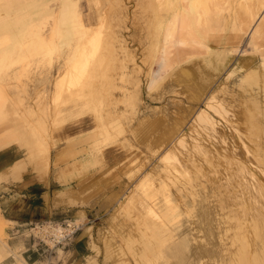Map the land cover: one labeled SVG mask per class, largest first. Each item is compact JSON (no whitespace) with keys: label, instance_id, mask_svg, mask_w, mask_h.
<instances>
[{"label":"rangeland","instance_id":"obj_1","mask_svg":"<svg viewBox=\"0 0 264 264\" xmlns=\"http://www.w3.org/2000/svg\"><path fill=\"white\" fill-rule=\"evenodd\" d=\"M119 1L0 0V87L5 89L4 85H6L8 89H14L23 102H53L55 98L54 84L64 75L62 66L65 63L64 59L67 57L68 49H62L61 56H58L52 50V44H66L71 41L73 36L70 28L72 26L70 24L72 23L71 17H80L86 28H92L97 32L95 36L97 41L100 39L97 55L86 72L87 83L90 85L83 90L82 95L83 97L88 96L92 108L86 112L83 107H80L83 102L74 107L75 101L72 102V96L63 93L62 101L70 99L66 104L68 106H64L67 112L65 110L64 117H60L62 123L60 122L58 128L52 133L48 128L45 135L41 133L40 126L33 129L34 135H41L40 138L43 141L50 142L51 138L55 140L54 145L49 149L48 156L56 143L60 141V138H56L54 135L56 131L82 129L83 122L89 126L90 149L94 151V158L100 172L106 163L116 160L117 155L122 154L119 164L116 165L115 174H113L112 167H109L105 177L100 181H94L90 177V183L81 186L80 191L75 193L74 201L62 202L58 199L63 205L76 207L65 210L63 214L57 215V218L49 217L42 221L59 224L66 220L72 221L80 227V230L64 247L58 246L51 251H47L45 247L46 252L37 264H115V260L107 259L108 256L106 260L104 256L106 246L103 245V240L110 232V218L116 215V210L119 209L125 198L130 194L138 193L139 185L150 175V171L159 165V159L163 154L166 155L171 150H175L176 155H179L180 150H184L190 157L195 154L194 145H197L196 148L200 147L199 149L203 147H209L211 150L218 149L216 151L222 154L224 151L220 149L219 142H216L219 147L217 148L215 142L212 141H216V137L214 139V136L211 137V126L215 127L214 124L223 127L222 131L227 142L225 144L233 152L236 150L234 153H237V156H231L230 160L239 162L236 160L238 158L242 162L245 161L250 167L252 166V169L254 168V159L251 160L253 154L249 155L246 152V145L251 146V143L246 140L244 130L237 129V122L240 120L237 110L242 102L238 86L242 87V84L245 86L251 82L250 79L244 82L242 77L247 74L245 71L248 68H245V65L249 62L256 65L257 61L264 62V55H262L264 54V31L257 34L258 36H251L250 32L256 25L258 29V25L260 26L261 19L258 21V17L262 11L254 10L256 0H218L217 3L220 6L216 12L219 16L211 14L217 10L213 5L217 0H206L203 9L206 11L208 8L211 9V12H207V16L206 11L201 8L198 10L199 14L197 9L194 10V15H200L201 22L197 24L198 27L196 25V30L192 25L193 35L191 37L187 35L183 39L181 38L182 40L177 37L171 41L168 59L173 61L174 65L170 71L161 73L155 86L149 90L147 89V74L155 68L159 58L157 53H160L158 49L162 46L160 44L162 38L160 26H164L166 18L172 12L169 9L172 6L169 2L171 3L172 0ZM180 2L178 6L184 7L186 3L181 2V4ZM237 3H240L241 6L239 5V7ZM113 7L119 11L116 12ZM245 8L249 10L253 8L251 10L254 12L253 18H247L250 15L244 16V13L249 12V10L245 12ZM121 10L124 11L123 14L120 13ZM200 12L203 15L205 13V17H202ZM222 13L224 14L222 15ZM208 14L210 15L208 16ZM255 14L257 15L255 16ZM99 15H103L104 19ZM261 16L264 17V14ZM225 17L229 20L227 26L222 23L217 24L216 20H223ZM211 20L216 21V24L209 31L206 24ZM253 20L254 22L251 23ZM102 21L104 22L102 23ZM100 22L103 28H101ZM97 27L100 28V31ZM206 29L209 33L205 37L203 32ZM215 30H218L217 33ZM198 31L202 33V39L205 37L208 41L205 40L201 43L202 39L199 40ZM97 35L99 36L97 37ZM38 36L44 46L40 51L33 53L31 45L35 42L34 37ZM116 37L124 42L126 47L124 52L115 46L117 41L113 38ZM251 40H253V46H250ZM180 41H183L184 44H180ZM197 43L199 44L197 45ZM251 47H255L257 51L251 54L242 53ZM99 59H102L103 63L97 66L95 62ZM172 75L180 80H173ZM208 76L211 78V82L205 88L201 80ZM251 77H254V73H251ZM9 79L10 81H8ZM4 80L7 81V84L4 83ZM261 92L258 106L262 110L264 109V90ZM70 93L77 94L76 91ZM73 99L75 100V98ZM208 116L210 120H213L211 126L206 125L209 124ZM39 118L40 121L43 120V117ZM98 119H101L103 123H111L119 127L122 131L121 135L114 136V139H110L108 133L104 137L101 136L97 130ZM261 121L264 123V119ZM226 122L227 125H225ZM229 123L233 125L230 126ZM26 131H22L20 122L10 116L1 115L0 155L3 151H8L15 159L12 174L19 176L22 173H30L29 175L33 176L34 181H41L42 177H45V173L41 170L42 166L38 165L40 155L38 147L32 145L23 148L27 150L25 152L23 149L19 151L14 149L15 144L11 138L19 140L22 137L34 136L31 131L28 130L31 134ZM262 138L264 135L261 134L258 137L260 141L258 146L264 144ZM64 141L72 144L74 140L64 138ZM233 152L232 154H234ZM172 160L175 165L179 163V158ZM152 176H156V178L160 176L161 180L165 175L159 168ZM104 179L107 180L103 187ZM160 180L159 184L165 181V177ZM212 191L214 188L208 186L206 195L201 193L203 196L200 197V201L205 200L200 202L199 211L194 216L183 213L167 225V228L175 236L172 253L169 252L167 255L168 264H176L177 250H180L178 245L186 246L184 255L182 254L184 262L188 261V258L202 256L204 262L208 258L206 263L215 264L214 258L221 257V244L218 237L219 227H223L217 225L216 219L220 218L219 207H217ZM92 194L95 195L92 196ZM166 195L168 196V193L158 194L163 200L162 205H165L169 200ZM90 197L91 199H89ZM78 211L83 212L84 219L76 222L74 217ZM169 213L170 211L165 214ZM187 214L189 216H185ZM5 226L6 223L0 213V232L3 233ZM80 235H82L83 243L75 252L74 241ZM28 236L30 237L29 233ZM5 239L6 235L3 238V235L0 234V242L4 247ZM30 239L32 240L31 237ZM50 246L52 245L50 244ZM205 251L208 253L207 256ZM211 257L214 258L211 259ZM122 259L129 262L126 264H133L132 259L128 256H124ZM163 260L164 258L159 257L152 260L151 264H161Z\"/></svg>","mask_w":264,"mask_h":264},{"label":"bare ground","instance_id":"obj_2","mask_svg":"<svg viewBox=\"0 0 264 264\" xmlns=\"http://www.w3.org/2000/svg\"><path fill=\"white\" fill-rule=\"evenodd\" d=\"M180 1L182 3H186L184 7L178 6ZM205 2L206 0H179L178 2L177 0H172L171 3L169 2L170 6L172 5L169 8L172 12L166 18L165 24H163L164 26L162 25L163 27H161L159 25L160 30L162 31L160 43L162 46H160L161 48L158 49L160 53H157L159 54V58L157 59L155 68L153 67L154 69L149 71L147 74L148 90L155 86L158 79L160 78L161 73L168 72L173 67V61L171 62L169 61L170 59H168L170 43L177 37H179V39H183L187 35L189 37L193 35L192 25L194 26L193 29L196 30V25L201 22L200 15H194V10L197 9L196 11H198L200 8L203 9V7H205ZM217 2L218 0L215 2L216 4L213 3V5L216 6L214 8H217V10H214L213 13L210 11L211 9H209L208 6L207 11L203 9L206 11V16L207 12H211L212 15L217 14L216 11H218V7L220 6ZM209 3L211 2L209 1ZM237 4L238 6L240 5V3ZM254 7L255 11H262L261 15L264 14V0H256ZM116 8L113 7L114 10ZM246 10L249 9L245 8V12ZM251 10H253V8ZM251 10H249V12L247 11L246 14L244 13V16L246 15L247 17L250 15L247 18H253L254 12ZM123 12L124 11L122 10L120 11L121 14H123ZM202 12L200 13L202 14ZM197 13L199 14V11ZM115 14L117 15V13ZM223 14L224 13H222V15ZM204 15L202 14V17H205ZM209 15L210 14H208V16ZM256 15L257 14H255V16ZM261 15L258 17V21L261 19L260 26L258 25L259 29L257 28V25L252 28L250 31L252 33L251 36H255L257 34L259 35L261 31H264V17ZM99 16L102 17L103 15ZM100 17H98V19H100ZM71 19L72 23L70 24L72 26L70 28L73 33L71 41L66 44H52V50L56 52L58 56H61L62 49H68L67 57L64 59L65 63L62 66L64 67V75L57 79L54 84L55 98L52 103L45 101H38L34 103L23 102L21 98L18 97L17 93L14 92V89H8V86L6 85H4L5 89L0 87V116H10L17 122H20L22 131H26L27 129L26 132L29 133V131H31L34 135L33 129L35 130V128L40 126L42 130L41 133L45 135L48 128L50 129L51 133L57 129L59 124L62 123L61 120L64 117L63 113L66 110L64 106H68L66 104L70 99L69 98L65 100V102L62 101L63 93H67L75 98L74 100L71 97L72 102L75 101L74 107L79 106L80 103L83 102L84 104L81 103L82 105H80V107H83V110L87 112L89 108H92L90 106L91 100L88 99V96L83 97L82 95L83 90L88 88L90 85L87 83L88 77L86 72L87 68L93 63V59L97 55L99 45L98 41L100 39L97 41V38L95 37L97 32L93 31L92 28H86L80 17L75 16L71 17ZM254 20L251 21V23L254 22ZM211 21H208L206 24V28L209 31L213 29L216 21L217 24L222 23L224 26H227L229 20L225 17L223 20L220 19L216 21L213 20L212 22ZM103 22L104 21H102V23ZM102 23L101 28H103ZM98 29L100 31V28ZM207 29L203 32L204 36L209 33ZM101 31L103 30L101 29ZM199 34V40H201L203 38L201 37L202 33L199 32ZM98 36L99 35H97V37ZM205 37L200 41L201 43L207 40ZM252 38L254 40V37ZM113 39H116L117 41L115 46L118 47V50L124 52L126 47L122 39H119L118 37ZM253 40H251L250 46H253ZM34 41L35 42L32 43L31 48L33 53H36L43 48L44 43L39 36L34 37ZM179 43L184 44L183 41H180ZM198 44L199 43H197V45ZM254 51H257L255 50V47H251L242 53L251 54ZM102 63V59H99L97 62H95V65L99 66ZM78 67L79 69H77ZM245 68L248 69L245 71L247 72L245 77L244 75L242 76L244 82L249 79L251 82L247 83L245 86L242 84V87L238 86V90L240 88L239 94L242 102L241 106L237 110V116H240V120L237 122L238 125H236L238 127L237 129L240 128L244 130L246 140L251 143V146L246 145V152L249 153V155L251 153L253 154H251L253 156L251 160L254 159L253 162L255 163L253 164V167L255 170H253L254 168H251L252 166L250 167L247 165L244 160V162L238 158L236 160H239V162H235V160L232 161V159L230 160L231 156H237V153H234L236 150L233 152L232 149L227 147L225 144L226 141L224 138V132L222 131L223 127H218V124L213 123V126H216L212 128L210 124L213 120H210L208 116L207 118L209 124L206 125L211 126V137L214 136L213 139L216 137V141H212L215 142V144L216 142H219L221 145H219L220 149L224 152L220 154L221 152L218 153V151H216L218 149L211 150L209 147H203L202 149H199L200 147L196 148L197 145H194L193 150L195 151V154L191 155L190 157L184 150H180L179 155H176L175 150H171L166 155L163 154V156L159 159V165L150 171V175L147 176L145 180L139 185L138 193L130 194L127 198H125L119 209L116 210V215L110 218V232L103 240V245L106 246L104 250L105 259L108 256L109 258L107 257V259L111 258L115 260V264H126L127 261L123 260L122 257L128 256L132 259L133 264H151L152 260L161 257L162 259L164 258L161 264H168L167 255L169 252L172 253L174 247L173 244H175V236L173 235V232L167 228V225L171 224L173 219L179 217L183 213L192 214V216H194V214L199 211L200 202L202 203L205 200L202 198L203 201H200V197L203 196H201V193L206 195L208 186H211V188H214V191L211 193L215 196V202L218 205L217 207H219L218 215L220 218H218L219 220L216 219L218 221L217 225H222L223 227H219L220 234L218 237L221 244L220 246L222 255H220L221 257L219 256V259H215L214 257H211V259L214 258L215 264H264V146H261L264 144H261L260 146L257 145L260 144L258 137L261 134L264 135V123L261 121L264 119V109L261 110L258 106V99L261 97V91L264 90V62L257 61V65L253 63L250 64L249 62L245 65ZM251 73H254V77H251ZM173 75V80H180L179 78H174ZM8 81H10V79ZM201 81L205 87L211 82V78L209 76L204 77ZM4 83L7 84V81L4 80ZM71 91H76L77 94L72 95L70 93ZM203 113L206 114L205 112ZM39 117H43V120L40 121ZM97 124V130L103 137L107 133L109 134L110 139H114V136L116 135H121V129L111 123H103L101 119H98ZM225 125H227V122ZM229 125L231 126L233 124L229 123ZM239 133L242 132L240 131ZM233 135L234 134H232V136ZM40 136L34 135L30 137L26 136V138H20L15 145V150L19 151L23 148L36 145L40 154L39 160L40 162H44L47 153L50 147L54 145L53 143L55 140L51 138L49 140L50 142L43 141ZM25 151L27 150H24V152ZM232 152L234 154H232ZM180 155H182V157H180ZM238 156L240 157L239 154ZM173 158H179V163L177 165H175L174 160H172ZM159 168L165 175V181L160 182V184L158 183L160 176L158 178H156V176H152L153 174H156ZM160 193H168L166 198H169V200L165 205L161 204L163 200L158 196ZM168 211H170V213L166 215L165 213ZM188 214L185 216H189ZM55 230L60 231V229L57 228ZM0 234L3 235L2 231ZM178 246H180V250H177L178 260L176 261V264H209L206 263L208 258H206V262H204L202 256L197 258H188V261L184 262L185 259H183L184 257L182 254L184 255L186 246ZM205 253L207 256L208 253L206 251ZM8 254L9 252L6 250V248L0 245V260ZM16 256L18 257V255ZM16 256V264H26L25 262L21 261V259L19 260V258ZM211 259H209L210 262Z\"/></svg>","mask_w":264,"mask_h":264},{"label":"crops","instance_id":"obj_3","mask_svg":"<svg viewBox=\"0 0 264 264\" xmlns=\"http://www.w3.org/2000/svg\"><path fill=\"white\" fill-rule=\"evenodd\" d=\"M82 124V129L55 132V137L60 138V141L52 148L49 156L48 151L44 162L39 160L38 163L45 173L41 181H34L30 173H22L19 176L12 174L15 159L8 151L1 153L0 213L6 222L3 238L6 235L4 244L9 254L0 260V264H16V255L26 264L40 262L46 250L32 242L28 236L30 227L49 217L57 218V215L63 214L65 210L75 208L76 206L63 205L59 201H74L75 193L80 191L81 186L90 183V177L94 181H100L105 177L109 167H112L115 174L116 165L119 164L122 154H118L116 160L106 163L100 172L94 151L90 149L89 126L86 122ZM64 138L74 141L70 144L64 141ZM11 139L16 145L18 139L14 137ZM105 180L107 179L102 181L103 187ZM82 213L77 212L74 217L76 222L84 219ZM74 242L76 252L83 243L82 235Z\"/></svg>","mask_w":264,"mask_h":264},{"label":"built area","instance_id":"obj_4","mask_svg":"<svg viewBox=\"0 0 264 264\" xmlns=\"http://www.w3.org/2000/svg\"><path fill=\"white\" fill-rule=\"evenodd\" d=\"M60 229L56 231L55 229ZM80 227L72 221L62 223L41 222L36 223L29 229L30 237L38 246L46 247L47 251L67 244L79 232ZM50 244L52 246H50Z\"/></svg>","mask_w":264,"mask_h":264}]
</instances>
